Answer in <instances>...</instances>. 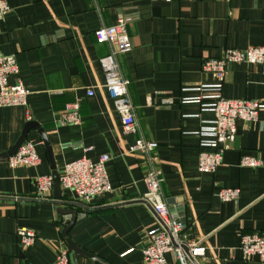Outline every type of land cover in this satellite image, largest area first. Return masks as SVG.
<instances>
[{"label":"crops","instance_id":"0c3cea01","mask_svg":"<svg viewBox=\"0 0 264 264\" xmlns=\"http://www.w3.org/2000/svg\"><path fill=\"white\" fill-rule=\"evenodd\" d=\"M6 1L10 10L0 21V54L15 56L29 94L24 106L0 107V153L33 118L49 141L58 175L66 162L108 154L110 190L87 208L63 189L60 198L52 188L40 199L34 179L52 176V168L39 132L29 129L26 140L35 143L40 162L10 167L7 158L0 159V264H52L64 248L72 264H144L146 231L155 222L140 200L149 165L145 155L128 151L138 133L123 130L107 95L98 59L111 47L94 36L120 17L130 19L131 49L116 60L129 81L139 133L156 143L161 190L172 216L205 248L202 264H264L244 259L240 249L242 235L264 237V107L257 121L236 120L235 139L215 172L197 170L201 144L212 139L201 129L212 124L213 99L264 103L259 65L229 64L220 89L201 69L205 59L220 57L226 48L264 45V0ZM88 87L92 96L85 93ZM74 101L81 123L60 124L61 110ZM242 156L261 164L241 166ZM224 187L238 188L239 197L221 201L216 193ZM58 207L76 213L67 233L72 242L103 262L69 249L61 231L71 214L59 216ZM19 227L36 235L26 249L18 244Z\"/></svg>","mask_w":264,"mask_h":264},{"label":"built area","instance_id":"2783aa9c","mask_svg":"<svg viewBox=\"0 0 264 264\" xmlns=\"http://www.w3.org/2000/svg\"><path fill=\"white\" fill-rule=\"evenodd\" d=\"M9 10L7 1L0 0V21ZM129 20L128 17H120L116 23L96 29L94 36L98 43H107L111 47L108 54L98 59L104 72L103 86L107 95L120 117L123 130L126 133H138L133 143L129 145L128 151L145 155L149 165L143 177L146 190L140 200L152 211L155 222L154 226L146 231L147 244L142 249L143 262L144 264H171L166 257L170 254L173 264H202L205 248L199 240L190 237L183 221L172 216L170 212L161 190L163 177L156 166L157 156L154 153L156 143L143 138L139 133L134 107L128 94L129 81L120 74L116 57L131 49L126 30ZM242 62L260 66L264 85V45L243 49L226 48L220 57L205 59L201 69L215 81L214 87L220 89L227 73V66ZM85 93L87 96H92L94 90L88 87ZM28 94L29 90L19 77L15 56L0 54V107L24 106L27 104ZM79 106L78 101L67 103L60 112V124H80ZM209 106L213 111L214 119L210 126L203 127L201 131L208 133L212 139L201 144L197 170L215 172L222 163L224 151L235 139L236 120L257 121L258 112L264 107V103L255 99H226L217 95ZM109 159L108 154H102L96 161L81 157L66 162L58 175L61 189L70 191L75 201L82 203L86 208L90 207L92 199L110 190L105 168ZM39 162L35 143L30 140L24 141L16 152L7 158V164L10 167H33ZM239 164L255 166L261 162L252 156H242ZM34 186L37 196L40 199H46L53 188V178L51 175L37 176L34 179ZM216 195L224 202L236 200L239 197V189L224 187L219 189ZM16 236L21 249L30 247L36 239L35 233L27 227H19ZM240 249L244 259L264 263V237L259 233L242 235ZM52 264H72L67 249L59 250Z\"/></svg>","mask_w":264,"mask_h":264},{"label":"water","instance_id":"95a60500","mask_svg":"<svg viewBox=\"0 0 264 264\" xmlns=\"http://www.w3.org/2000/svg\"><path fill=\"white\" fill-rule=\"evenodd\" d=\"M31 128L36 129L39 132V134H40V136H41V138H42V140H43V142L45 144V147L47 149V153H48V156H49V160H50V163H51V168H52L53 193H54L56 198H60V196H61V187H60V183H59V180H58V173L55 170V166H54V162H53V158H52V154H51L49 141L47 140L43 129L33 120V118H30L28 121H26V123L24 124V127L22 129L21 135L19 136L17 141L8 150L0 153V159H6L10 155L14 154L16 152V150L18 149V147L26 140L28 130L31 129ZM168 202L170 203L169 200H168ZM57 213H58L59 216L62 215V214H71L70 221L67 223V225L61 231V235L63 236L67 246L69 247V249L71 251H73L74 253L85 255V256L93 259V260H97V261L103 262L100 259H98L97 257H95L94 255H92L90 253H87L84 250H82L79 247H77L72 242V240L68 237L67 233H68V231H69V229H70L71 225L73 224V222L75 220V217H76L75 211L72 210V209L58 207L57 208Z\"/></svg>","mask_w":264,"mask_h":264}]
</instances>
